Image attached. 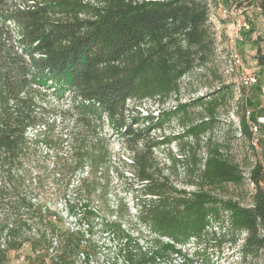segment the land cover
<instances>
[{"label":"trees","instance_id":"16d2710c","mask_svg":"<svg viewBox=\"0 0 264 264\" xmlns=\"http://www.w3.org/2000/svg\"><path fill=\"white\" fill-rule=\"evenodd\" d=\"M237 4L259 7L256 21L258 15L264 19V0ZM216 35L209 0H0V172L3 163L13 168L30 140L39 141L60 118V173L69 180L82 173L78 189L85 188L88 198L81 206L70 204L68 212L79 226L65 230L50 219L51 211L23 198L24 211L0 219V264L27 242L35 255L28 257L37 264H91L98 253L95 220L102 213L89 199L109 177L111 166L118 175L120 166L127 168V177L141 185L137 217L150 238L142 243L121 222H101V231L119 240L110 264L119 259L122 264H204L196 260L199 248L189 252L187 245L194 240L199 247L227 235L236 240L243 231L242 256L264 259V165L256 162L250 171L255 187L250 205L216 192L245 179L240 165L219 145L208 149L192 182L197 187L179 188L163 174L154 149L182 136L199 138L208 120L158 138L152 130L185 113L192 102L162 106L156 113L142 114L138 108L145 99L164 105L177 95L181 79L215 55ZM262 41L261 36L255 40L259 47L254 57L264 68ZM53 99L69 104L58 109ZM214 101L212 114L218 104ZM259 115L264 106L251 119ZM240 122L242 131L250 133L245 115ZM106 125L122 137L131 161L114 159Z\"/></svg>","mask_w":264,"mask_h":264},{"label":"rangeland","instance_id":"374dc122","mask_svg":"<svg viewBox=\"0 0 264 264\" xmlns=\"http://www.w3.org/2000/svg\"><path fill=\"white\" fill-rule=\"evenodd\" d=\"M99 3L100 0H86ZM235 0H222L229 4ZM253 9V8H252ZM255 9V7H254ZM253 9V13L256 11ZM218 12V11H217ZM218 19L223 24L217 33L216 52L207 65H200L187 73L181 79L180 91L177 95H171L162 105L158 99H145L138 108L142 114L153 111L156 113L159 107H171L178 102H192L185 113L177 115L163 128L152 130V135L161 138L166 135L183 133L188 126L197 124L202 120H208V129L199 138L182 136L170 144H164L154 149V154L163 174L179 188L187 190L195 189L193 180H197L200 170L203 169V160L207 151L213 145H219L221 151L231 160L240 165L245 179L240 184H224L216 192L224 197H233L241 201L243 205L253 202L255 187L249 179V174L256 162L264 165V126L259 134V139L254 144V136L245 134L241 129V118L247 115V110L256 112L262 105L261 91L259 88L244 87L241 85L240 75L242 70L229 61V55L233 50L241 53L245 58V70H255L258 74V64L250 50L254 45L250 38L246 40L235 39L230 35V27L237 20L232 17H224L222 12L217 13ZM242 15V13H240ZM264 82V73H259ZM202 97L201 103H193V100ZM218 100L215 113L212 114L211 105ZM67 100L53 99V106L62 109L68 106ZM248 121V118L246 116ZM54 120L52 116L50 122ZM51 128L46 130L39 141L31 139L22 155L16 161L13 168L8 163H3L0 172V219H12L18 212L24 211L23 198L26 202H32L40 209L52 212L50 219L62 229H74L79 226L77 218L68 212L70 204H78L87 201L86 189L80 188L82 173H78L69 180V177L60 173L63 163V153L60 151L61 133L64 131L60 118L52 123ZM249 124V123H248ZM45 130V128H43ZM110 140V150L114 159L118 157L131 161L129 152L122 143V137L113 133L109 126L104 128ZM104 132V133H105ZM33 136L34 130L28 131ZM34 138V137H32ZM48 145H47V141ZM198 161L195 167L192 166ZM115 165V164H113ZM197 169L195 175L192 170ZM119 175L111 166L108 178H103L98 185V191L90 200V205L100 209L102 215L96 225L97 231L94 238L98 253L93 256L91 264H110L114 261L118 239L110 240L106 233L101 231V222L116 220L122 223L126 232L139 238L142 243L148 242L149 231L139 222L137 217V198L141 186L132 178L131 172L119 167ZM124 172V176H122ZM86 175V174H85ZM128 176V177H127ZM103 188H100L102 187ZM56 214V215H55ZM227 218V216H225ZM62 218V219H60ZM246 232L243 231L237 239L229 235L216 241L202 242L198 247L193 240L187 245V250L193 252L199 248L196 260L204 264H264L262 256L243 257L240 249ZM123 241V240H121ZM120 241V242H121ZM109 246H107V245ZM30 244L25 243L19 251L9 252L5 264H37L28 257L35 256ZM119 264L122 261L118 260Z\"/></svg>","mask_w":264,"mask_h":264},{"label":"built area","instance_id":"2783aa9c","mask_svg":"<svg viewBox=\"0 0 264 264\" xmlns=\"http://www.w3.org/2000/svg\"><path fill=\"white\" fill-rule=\"evenodd\" d=\"M209 8L210 21L213 23L215 29H219V27L223 25L220 23L221 21L218 19L217 14H215V12L218 11L217 13L222 12L224 17H237V20L230 27V35L233 36V33L235 39L243 41L248 38V34L257 33L256 27L254 29V26L257 22V18H255L254 16L252 7H239L237 4V0L232 1L229 4L222 3V0H209ZM255 11H260V8L256 7ZM240 13H242V15H240ZM229 61L242 70L240 75V81L242 86L250 88L258 83L259 79L256 71L245 70V58L241 53L237 52L236 50H233L229 55ZM261 92L262 95H264V87L261 88ZM246 113L250 130L252 134L256 136L254 139V144H256L259 139L258 136L262 130V126L264 125V115H259L257 116L256 120H252V110L248 109Z\"/></svg>","mask_w":264,"mask_h":264},{"label":"crops","instance_id":"0c3cea01","mask_svg":"<svg viewBox=\"0 0 264 264\" xmlns=\"http://www.w3.org/2000/svg\"><path fill=\"white\" fill-rule=\"evenodd\" d=\"M256 13L258 14L259 12L256 11ZM256 31H257V33L248 34V38H250V40H252L253 43H254V45L252 46V49L250 50V54L253 57L255 56V54L257 52V49L259 47V45L256 44L255 40L257 39L258 36L264 37V19L261 16H259V15H258V20L256 22ZM260 46H261L262 50L264 51V41L261 42ZM254 62L257 63L255 57H254ZM257 68H258V71H259L258 72L259 81H258L257 84H255L254 87H257V88L261 89L262 87H264V82L260 78L259 73L260 74L264 73V68L260 67L259 65H258V67H256V69ZM261 97H262V100H263L261 106H264V95L261 94Z\"/></svg>","mask_w":264,"mask_h":264}]
</instances>
